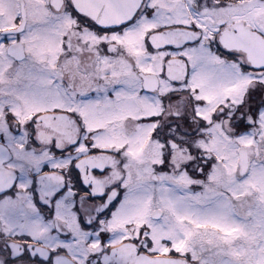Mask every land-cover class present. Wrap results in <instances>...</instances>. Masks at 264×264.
Wrapping results in <instances>:
<instances>
[{
	"label": "snow or ice",
	"instance_id": "snow-or-ice-1",
	"mask_svg": "<svg viewBox=\"0 0 264 264\" xmlns=\"http://www.w3.org/2000/svg\"><path fill=\"white\" fill-rule=\"evenodd\" d=\"M0 264H264V0H0Z\"/></svg>",
	"mask_w": 264,
	"mask_h": 264
}]
</instances>
